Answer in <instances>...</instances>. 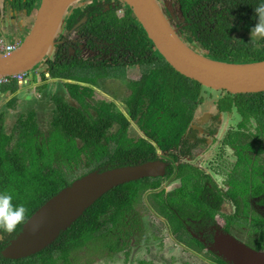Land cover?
I'll return each mask as SVG.
<instances>
[{"label": "trees", "instance_id": "trees-1", "mask_svg": "<svg viewBox=\"0 0 264 264\" xmlns=\"http://www.w3.org/2000/svg\"><path fill=\"white\" fill-rule=\"evenodd\" d=\"M14 1L13 6L25 11L26 16L39 5V0ZM176 3L184 17L177 34L186 44L224 61L264 59V41L258 47L249 42L250 29L256 23L254 8L264 0H176ZM102 16L101 38L112 41L116 51L123 44L130 53L116 64H109L107 59L101 62L97 70L90 72L93 76L85 79L90 81L87 83L93 85L98 78L110 76L114 66L147 65L139 79L126 81L130 91L125 99L126 113L111 102L90 103L87 98L93 88L79 83L66 84L70 101L59 93L50 95L53 107L46 130L39 124L34 108L19 112L7 130L6 114L0 110V192L11 193L13 204H23L27 218L61 188L94 169L155 160L161 152L170 160L166 176L175 174L176 177V145L203 102L202 90L206 87L176 71L155 48L140 23L127 16L120 19L113 11ZM66 73L61 62H57L55 67L44 69L41 78L61 79ZM71 73L79 78L86 71ZM19 86L16 80L0 85L1 91L8 90L11 94L5 103L10 109L16 104ZM44 86H38L40 91ZM227 94L234 100L233 105L247 116L259 115L257 122L264 130V91L234 94L227 91ZM132 126L136 135L130 134ZM162 182L163 176L144 177L114 186L61 230L49 245L16 260L0 253V264H56L57 259L61 260L60 264H68L72 250L90 243L103 244L109 251L121 249L125 243L121 238L128 237L127 223L129 220L139 223L141 219L135 206L148 190H152L150 196L157 210L166 216L174 236L177 232L184 235L185 228L176 217V189L165 192L159 188ZM187 194L182 191V195ZM187 205L189 209L182 208L183 217L194 207H207L197 199ZM244 226L252 247L264 250V218L248 220L245 216ZM20 229L21 225L11 234L0 232L3 236L0 249ZM183 241L192 249L201 250L190 236Z\"/></svg>", "mask_w": 264, "mask_h": 264}, {"label": "flooded vegetation", "instance_id": "flooded-vegetation-1", "mask_svg": "<svg viewBox=\"0 0 264 264\" xmlns=\"http://www.w3.org/2000/svg\"><path fill=\"white\" fill-rule=\"evenodd\" d=\"M158 2L171 25L177 30L180 29L184 17L178 13L179 7L176 0H158ZM14 3V0H0V29L5 28L12 36L18 38V35L25 31L28 22L20 18L25 11L16 9L13 6ZM127 9L123 0H77L68 7L55 37L52 51L35 68L40 71L41 75L44 69L50 66L55 67L57 62H61L67 71L63 78L49 77L47 79H53L54 83L61 81L64 91L56 90L53 93H59L70 101L66 84L79 83L91 86L93 92L90 98H87L90 103L111 102L118 110L126 113L125 99L130 92L126 81L139 79L142 76V70L147 65L144 67L140 64H125L111 67V75L98 78L97 83L93 85H90V81L85 79L91 78L93 75L90 72L97 70L101 62H106V59L109 64H116L118 60H125L128 57L130 52L128 53L129 50L123 44L116 51L112 47V41L101 38L102 24L104 25L102 14L105 12L113 11L120 19L127 16L129 20L139 23L137 18L132 16L133 12L131 13ZM144 42L148 45L146 40ZM75 71H86V74L79 75V78H76L72 73L69 74ZM101 80H106L105 82H110V84L120 82L126 87L127 92L121 96V102L106 95L107 90L113 96L121 89L116 92L111 89H103ZM97 87L101 88V92L106 93L101 98L95 97ZM202 94L203 102L199 107L206 105V109L199 110L198 108L196 110L188 129L176 145V160L174 161L176 177L175 174L166 176L170 162L169 156L158 152L157 159H161L167 164L166 173L163 176L164 182L160 184L159 188H164L165 192L176 189V217L185 228V232L182 231L184 235L177 232L175 237L166 216L163 215L169 231L167 237L170 238L173 245L183 249L186 252L185 255H188L189 261L190 255H195L197 259L202 260L201 263L204 262L203 264H225L228 262L222 256L209 249L216 231L227 232L252 247V240L244 232L246 229L244 217L246 216L248 220L255 217L264 218V130L257 122L259 115L253 117L249 114L247 116L243 111H240L233 105L234 100L224 89L216 90V92L204 89ZM3 95L4 92L0 90V105H2ZM71 103L74 102L71 101ZM228 105L230 107L227 108ZM182 170L188 175H184ZM168 184L171 185H169L170 188H168ZM182 191L188 194L182 195ZM196 199L199 204L204 201L207 207H194L186 217H183L182 208L189 209L190 205L187 204L195 202ZM135 210L137 211L136 206ZM134 215L135 212L132 216ZM138 216L141 218V223L143 217L139 212ZM140 223L129 220L127 223L128 237L126 238L133 236L137 239L135 233L140 234L141 232L138 236L147 249L150 238L157 237L154 235L150 237L145 230L143 231ZM188 235L199 243L200 251L192 249L183 241L189 238ZM13 237L8 238L5 245ZM161 241L159 240L160 245H162ZM4 246L0 249V253ZM84 247L87 248V246H82L71 251L68 264H71V260L73 261L77 253ZM109 252L112 253L113 258H117V253H114L117 250ZM58 262L59 259L56 264ZM185 264L190 263L186 262Z\"/></svg>", "mask_w": 264, "mask_h": 264}, {"label": "water", "instance_id": "water-1", "mask_svg": "<svg viewBox=\"0 0 264 264\" xmlns=\"http://www.w3.org/2000/svg\"><path fill=\"white\" fill-rule=\"evenodd\" d=\"M75 1L40 0L23 40L11 53L0 54V76L27 72L45 59L54 47L68 7ZM123 1L158 52L180 74L207 88L224 89L233 94L264 91V59L230 62L211 58L206 51H197L181 39L158 0ZM178 13L182 15L180 8ZM166 166L161 159L147 160L104 170L94 169L75 178L36 208L17 235L1 250L2 256L18 259L35 254L102 194L125 182L164 176ZM209 249L231 264H264V250L255 249L227 232L217 230Z\"/></svg>", "mask_w": 264, "mask_h": 264}, {"label": "rangeland", "instance_id": "rangeland-1", "mask_svg": "<svg viewBox=\"0 0 264 264\" xmlns=\"http://www.w3.org/2000/svg\"><path fill=\"white\" fill-rule=\"evenodd\" d=\"M36 9L32 10L28 16L23 13L20 17L23 21H27L28 24L25 31L18 35V38L12 36L5 28L0 29L1 34L10 40H23L25 34H27L31 27ZM33 68L27 71V84L17 87L21 89L16 92L17 100L12 109L5 105L6 99L10 97L8 90L11 89V86L7 87V89L9 88L7 92H4L0 110L6 114L5 123L7 130L10 129L14 118L19 112H24L30 108L36 110L39 124L44 130H46L49 125L51 109L53 107L50 95L53 92H56V90L59 92L64 91L61 81H56V83H54L53 79L43 81L40 71L35 70L36 66ZM105 81L106 80H101V87L103 89H111L115 92L121 89V91L112 96L109 94L110 91L107 90L106 94L100 91L101 88L97 87L95 97L101 98L103 94H106L109 98L121 102V96L127 92L126 87L120 82L114 84L111 82L112 85L110 82ZM43 84L45 86L42 91H40L38 86ZM205 89L206 91L216 92V90H211V88L206 87ZM0 90L3 89L0 88ZM206 107V105L201 106L199 107V110L206 109ZM130 134H137L134 126L130 128ZM169 185L170 184H168V188L171 186ZM151 192L152 190L146 191L136 205L137 211L143 217V221H141V223L139 221L142 225L141 227H143V231L145 230L150 237L151 235L157 237L150 238L147 249L144 247L145 245L141 243L140 236H138L141 234L140 232V234L135 233L137 239L133 236L125 239V243L122 245L121 249L114 252L117 253V258H113L111 256L112 253H110L107 248L103 247V244L90 243L87 248L84 247L83 250H80L77 253L75 259L73 261L71 260V264H185L186 262H189L190 264H196L197 262V264H200L202 260L197 259L195 255H190L189 261L188 255H185L186 252L180 247L173 245V242L167 237L169 232L166 225L167 222L164 219V216L157 210V204L150 196ZM159 240H162V245L159 244ZM190 242L193 243L191 240ZM60 263L61 260H59L58 264Z\"/></svg>", "mask_w": 264, "mask_h": 264}, {"label": "clouds", "instance_id": "clouds-1", "mask_svg": "<svg viewBox=\"0 0 264 264\" xmlns=\"http://www.w3.org/2000/svg\"><path fill=\"white\" fill-rule=\"evenodd\" d=\"M256 23L250 29L249 42L259 46L264 41V3L254 8ZM27 208L23 204H13V195L9 192H0V232L11 234L17 227L26 222Z\"/></svg>", "mask_w": 264, "mask_h": 264}, {"label": "built area", "instance_id": "built-area-1", "mask_svg": "<svg viewBox=\"0 0 264 264\" xmlns=\"http://www.w3.org/2000/svg\"><path fill=\"white\" fill-rule=\"evenodd\" d=\"M20 41H11L4 37L0 32V54H9L19 45ZM27 72H18L11 75L0 76V85L9 83L11 80H16L21 86L27 84Z\"/></svg>", "mask_w": 264, "mask_h": 264}]
</instances>
